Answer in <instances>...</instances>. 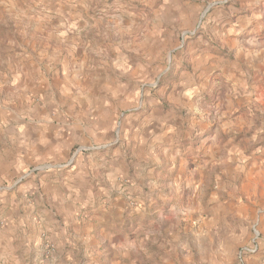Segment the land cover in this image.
<instances>
[{
	"label": "rangeland",
	"instance_id": "1",
	"mask_svg": "<svg viewBox=\"0 0 264 264\" xmlns=\"http://www.w3.org/2000/svg\"><path fill=\"white\" fill-rule=\"evenodd\" d=\"M232 31L249 58L246 85L192 77L206 67L198 58L205 42L234 61L222 39ZM223 61L212 63L229 64ZM195 84V95H183ZM151 131L155 144L133 168ZM41 132L58 136L54 150L25 161L0 187L7 205L0 264H110L111 254L99 258L92 241L111 203L106 232L134 238L137 264H192L186 247L194 242L196 255L209 256L211 235L236 219L218 210L252 208L248 249L239 247V257L264 264V218L254 225L257 210L264 217V0H0V151L16 148L18 134L30 141ZM102 157L128 162L111 171L118 176L110 191ZM76 168L92 175L64 179ZM54 176L75 187L93 181L80 213L77 202L73 217L66 203V214H55L56 201L41 191L57 185ZM158 193L165 198L152 203ZM75 214L84 227L94 224L88 250L69 235L60 247L51 237ZM207 218L218 224L195 240L193 228Z\"/></svg>",
	"mask_w": 264,
	"mask_h": 264
},
{
	"label": "crops",
	"instance_id": "2",
	"mask_svg": "<svg viewBox=\"0 0 264 264\" xmlns=\"http://www.w3.org/2000/svg\"><path fill=\"white\" fill-rule=\"evenodd\" d=\"M237 34L238 33L236 32L235 33L228 32V33H225V35L222 38L224 39V42L226 43L228 50L234 53V56H233L234 61H229V59H226V60L219 59L217 57L218 54L216 52L215 47H213L212 45L209 46V43L205 42L203 45L206 44L209 49L206 52H201L200 54H198V58H200L201 60L203 58L205 59L206 67L201 69L199 73H198L199 69H197L195 73L193 72L192 77H194V75L196 74L197 75L196 78H200V79L207 78V80L212 78V80H214L222 76L223 78H229L230 80L237 81L239 83H241V81L244 82L246 78V72L248 73L250 72L246 70L245 65H243L242 63L245 61V58H247L246 60V63H247L249 58L246 57L247 54H245V52H243L242 49H240L241 45L238 43L239 38L236 37ZM230 35H234L232 40L230 39V37L227 38V36H230ZM225 39H228V40L225 41ZM212 61L213 62L215 61L216 63L223 61V63L225 62L229 64H227V66L223 65L221 67L218 65H214ZM260 71L261 69H259V71L257 70V73H259ZM245 85H246V82H244L243 86ZM190 87L191 88L189 89L193 91L186 90V88L184 87L183 95L185 94L188 96L189 94H191L190 96L195 95L197 93V90L200 88V86H196V84L195 86L192 85ZM85 129L89 130V132L91 133H94L96 131V130H90L89 127H86ZM15 131H16L15 133H20L21 129H19V127L18 128L16 127ZM148 131H150V129H148L146 132ZM100 134H104V131H100ZM57 137L58 136L55 133L52 134V133H42L41 132V133H36L34 135L31 134L30 137H28L30 139L29 141L27 140V138L22 139L20 134H18V138L16 137L15 141L13 142V143L15 142L17 143L16 148H11L10 150L4 149L0 151V187L2 183H4L3 181L5 180L6 177L14 176L19 172V169L25 163V161L29 162V161L36 160L37 154H39L40 151L42 150L53 151L55 148V144L58 142ZM149 137H150V141H147L145 139L143 141V137H141L140 145L138 144L139 145L138 151H140V158L138 159L139 162L138 164L137 162H134L133 168L139 167V169H141L143 166L141 163L143 161L142 158H145L146 156H148L149 152L152 150L151 146L155 144L154 143L155 133L152 131L149 134L147 133V138ZM152 139H153V142H152ZM102 160L104 162L100 165V167L105 166L102 173L107 176V181H109L108 187L110 191V190L115 189L117 185L116 177L118 176V173L113 174L111 173V171L119 172V171L124 170V167H128V162H126V160L124 159H121L120 161L119 159H116V160H111L107 163L104 157H102ZM131 162L133 161H129V163ZM152 165H154V162L153 163L151 162V165L149 166H152ZM149 166L147 168H149ZM154 168H156V166ZM71 173L74 175H70L64 178L68 182L71 181V178L75 179L77 178V176L89 177L90 175H92L91 173L84 174L81 170L77 168L74 169ZM78 179L80 181L82 180V178H78ZM93 179L95 181L97 180L95 177ZM50 182H53L57 185L46 186L42 188L41 191H43V193L46 194L45 199H47L48 201L49 199L56 201L54 202V204L57 205L54 208L57 211L55 214L62 215V216H63V213L66 214L67 210L65 209V206H64L66 203L67 207H70V206L72 207V210L70 212L68 211L67 214L69 213L71 217H73L72 216V213L74 211L73 208L76 207L77 202H79L78 203L79 206L77 207L78 210L76 213H80L81 212L80 210L81 201L84 199V197L86 198L85 194H88V195L91 194L90 188H92L93 181L88 182V179L84 178L82 181V184L84 185L82 187H80L81 185H77V187H75V186H70L64 183L62 179H60L59 181L56 180L54 176V179H51ZM94 184L97 185L96 182ZM31 189H32V186L28 185L24 188H20L19 191H16V192H17V195L21 194L23 196L26 191L31 190ZM130 193L131 192L128 191L122 194L121 197H117L116 199H118V201H116V203L122 202L126 198L128 199L129 197H125V194H130ZM51 194H52V198L50 196ZM97 195L107 197V199H104L103 201L110 203L109 195H105L102 192L95 193V197H97ZM79 196H81L82 198H80ZM56 197L58 198L57 199L58 202L56 200ZM164 198L165 196H163L162 193H158V196H156V198L153 199L152 203L154 202L159 203ZM5 199H6L5 195H0V212L2 209L7 207V205L4 203ZM113 204L115 203H111V205H108L107 210L106 209H104V211L102 210L101 216L97 219V220H100L102 224H99L100 227L98 226L94 231L95 233H98V236H97L98 239L96 237V240L92 241V243L95 245V249L97 250L96 254H98L97 256L99 258H101L102 256H107L109 252V254H111L110 264H137L134 257L136 254H138V251H137L138 247L135 244L134 238H132V236L123 235V234H119L117 236L109 235V233L106 232V228L111 227L108 223L109 218H110L109 214L112 213L110 208L111 206H113V208L116 209V206ZM150 204H151V201H150ZM14 206L12 205L11 207L13 208L18 207L17 205H14ZM101 206L102 205H100V208ZM249 210L250 211H248L247 208L242 207V206L238 208H231L228 210L225 208H222L221 210L219 209L218 211L221 213L222 212L232 213L236 219H234L231 223L225 222L226 226L224 227L223 231L217 232L218 234L216 233L215 235H211V238H209L208 240L209 241L208 248H210L209 256H203L202 253H198L197 254L198 256L196 255V252H194V250L200 247V245L196 242L192 244V248L186 247L187 249L190 250V253L188 256H189V259L191 260V263L192 264H262L260 256L255 257L254 255H251L248 258H242V259L239 257L238 248L241 247L243 244L247 245L246 241L249 240L250 233H251L250 230L252 231V228H253V226L248 225V223L250 222L249 220L252 219V213H253L252 208ZM96 211H99V207L96 209ZM261 213L262 212L259 210L256 211V214H255L256 218H255L254 225L257 223L258 224L262 223V220L264 217H263V214ZM123 217L125 216H122L121 214L120 219H122ZM64 219L66 220V218ZM72 220H73V223H72L73 225L68 228H67L68 223L66 220L63 226L56 227V228L53 227V230H51V237L53 241L56 242V247H60L61 245L67 242V239H68L67 235L70 236L71 240L76 241L78 245H84L85 242H90V240L94 238L92 236L93 234L90 233L93 231L92 229L94 225L93 223H87V225L84 227V225L78 222V216L76 214L74 216V219L72 218ZM253 220H254V217H253ZM162 224H164L163 221H162ZM217 224H218V221L213 218L212 219L207 218V221L205 222L197 221L196 226L193 228L194 229L193 231L195 232L194 239L198 240L199 237H201V233L205 229L208 230L209 228H212L216 226ZM160 227H164V225H160ZM0 236H1V231H0ZM84 246L86 247L84 249H87V250L89 249L86 244ZM243 247L244 246H242L241 249L247 248V247L245 248ZM0 248L3 249L4 245L0 244ZM0 253L2 252L0 251ZM100 263L103 264L105 263V261L100 260L99 264ZM163 264H166L165 260L163 261Z\"/></svg>",
	"mask_w": 264,
	"mask_h": 264
}]
</instances>
